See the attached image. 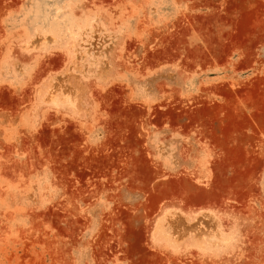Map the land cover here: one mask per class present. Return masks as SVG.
I'll use <instances>...</instances> for the list:
<instances>
[{
    "label": "rangeland",
    "instance_id": "1",
    "mask_svg": "<svg viewBox=\"0 0 264 264\" xmlns=\"http://www.w3.org/2000/svg\"><path fill=\"white\" fill-rule=\"evenodd\" d=\"M0 264H264V0H0Z\"/></svg>",
    "mask_w": 264,
    "mask_h": 264
}]
</instances>
